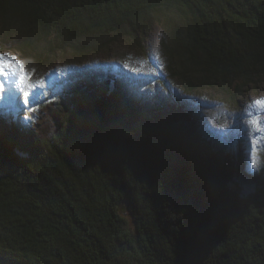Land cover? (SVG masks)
Returning a JSON list of instances; mask_svg holds the SVG:
<instances>
[{
  "label": "trees",
  "instance_id": "obj_1",
  "mask_svg": "<svg viewBox=\"0 0 264 264\" xmlns=\"http://www.w3.org/2000/svg\"><path fill=\"white\" fill-rule=\"evenodd\" d=\"M151 22L183 91L264 81V0H0V40L22 52L86 56ZM113 82L47 104L50 136L0 118V264H264V168L239 198L183 103Z\"/></svg>",
  "mask_w": 264,
  "mask_h": 264
},
{
  "label": "rangeland",
  "instance_id": "obj_2",
  "mask_svg": "<svg viewBox=\"0 0 264 264\" xmlns=\"http://www.w3.org/2000/svg\"><path fill=\"white\" fill-rule=\"evenodd\" d=\"M161 37V26L151 22L139 42L119 39L109 48L86 56L47 51L40 44L22 52L19 40L7 43L0 40V53L16 57L27 73L23 80L12 75L13 65L7 76L0 75L4 85L0 91V118L21 132L36 130L50 136L55 126L46 113L47 104L57 108L68 102L86 90L96 73L109 78L106 91L113 88L115 80L122 81L128 90L147 94L159 90L172 101L185 105L202 136L219 148L221 158L231 162L230 189L239 198L248 196L264 168V106L254 104L256 100H264V81H257L255 87L245 85L232 96L208 89L187 93L162 66Z\"/></svg>",
  "mask_w": 264,
  "mask_h": 264
},
{
  "label": "snow or ice",
  "instance_id": "obj_3",
  "mask_svg": "<svg viewBox=\"0 0 264 264\" xmlns=\"http://www.w3.org/2000/svg\"><path fill=\"white\" fill-rule=\"evenodd\" d=\"M13 65L15 66V70L11 72L12 75H19L23 80L26 78L27 73L23 70V65L19 60L14 56H5L0 53V75L7 76L9 71L13 69ZM4 85L3 82L0 81V91H3ZM254 104L264 106V100H256Z\"/></svg>",
  "mask_w": 264,
  "mask_h": 264
}]
</instances>
